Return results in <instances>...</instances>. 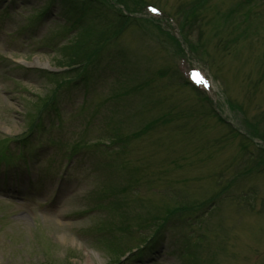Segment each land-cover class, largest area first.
Listing matches in <instances>:
<instances>
[{"label": "rangeland", "instance_id": "374dc122", "mask_svg": "<svg viewBox=\"0 0 264 264\" xmlns=\"http://www.w3.org/2000/svg\"><path fill=\"white\" fill-rule=\"evenodd\" d=\"M9 1L0 0L1 135L18 139L29 123L37 132L53 123L52 109L42 111L41 124L33 106L42 108L56 85L45 72L60 70L58 54L46 44L73 40L54 37L70 16L60 2L81 3L90 16L98 8L103 18H91L88 28L96 25L103 54L125 53L126 61L124 73L105 70L86 89L79 85L57 98L72 132L68 141H85L88 154L31 200L47 199L43 208L16 191H0V264H114L144 238L152 246L148 255L127 254L123 264H264V141L253 135L255 129L264 135V0ZM141 4L180 21L196 54L177 57L158 26L137 17L151 16ZM138 6L139 19H121L120 10ZM44 8L50 11L39 23H27ZM74 56L84 59L80 51ZM193 68L211 78L217 108L234 130L209 110L204 97L210 93L193 91L175 73L188 79ZM114 133L125 148L107 144ZM54 135L47 131L32 145L42 152ZM99 143L110 157L94 151H101ZM19 152L0 138L3 161ZM33 165H9L0 184L34 174L44 182L50 172L35 173ZM106 185L117 199L114 213L91 196Z\"/></svg>", "mask_w": 264, "mask_h": 264}, {"label": "snow or ice", "instance_id": "6c2138e0", "mask_svg": "<svg viewBox=\"0 0 264 264\" xmlns=\"http://www.w3.org/2000/svg\"><path fill=\"white\" fill-rule=\"evenodd\" d=\"M151 11L155 12L156 10L155 9H151Z\"/></svg>", "mask_w": 264, "mask_h": 264}, {"label": "trees", "instance_id": "16d2710c", "mask_svg": "<svg viewBox=\"0 0 264 264\" xmlns=\"http://www.w3.org/2000/svg\"><path fill=\"white\" fill-rule=\"evenodd\" d=\"M60 67L64 66V65H59Z\"/></svg>", "mask_w": 264, "mask_h": 264}]
</instances>
